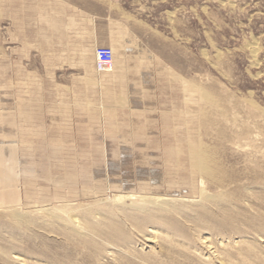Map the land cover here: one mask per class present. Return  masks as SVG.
Segmentation results:
<instances>
[{
	"label": "rangeland",
	"instance_id": "374dc122",
	"mask_svg": "<svg viewBox=\"0 0 264 264\" xmlns=\"http://www.w3.org/2000/svg\"><path fill=\"white\" fill-rule=\"evenodd\" d=\"M57 1L0 0V264L9 251L26 264H264V0H105L134 30L136 103L53 122L48 105L27 103L47 101L50 61L64 66L49 56ZM198 150L212 180L191 174ZM55 195L81 234L39 211L57 214ZM138 196L167 203L139 207Z\"/></svg>",
	"mask_w": 264,
	"mask_h": 264
},
{
	"label": "crops",
	"instance_id": "0c3cea01",
	"mask_svg": "<svg viewBox=\"0 0 264 264\" xmlns=\"http://www.w3.org/2000/svg\"><path fill=\"white\" fill-rule=\"evenodd\" d=\"M56 5L49 10L50 30L54 29L48 38L49 56H63L64 66L53 67L50 61L47 101L41 98L27 104L48 105V121L68 122L88 120L89 112L105 113L106 104L115 113L136 103L135 92L131 98L129 90L139 87L137 70L127 60L134 55L130 46L134 30L122 13L110 18L105 0H58ZM100 46L110 47L114 55L112 68L106 73L95 70L94 51ZM112 88L119 93L114 94L115 99L106 100L107 90Z\"/></svg>",
	"mask_w": 264,
	"mask_h": 264
},
{
	"label": "bare ground",
	"instance_id": "6f19581e",
	"mask_svg": "<svg viewBox=\"0 0 264 264\" xmlns=\"http://www.w3.org/2000/svg\"><path fill=\"white\" fill-rule=\"evenodd\" d=\"M126 136V135H125ZM129 139V138H128ZM139 140V139H138ZM119 141V140H118ZM3 143H5L4 142V140H3ZM96 143V142H95ZM8 145V144H7ZM6 147H8V146H6ZM5 147V148H6ZM182 147V146H181ZM4 149V148H3ZM10 149V148H9ZM122 151V150H121ZM0 152H3V151H0ZM178 152V151H177ZM188 152H194V149L192 148H189V150H188ZM8 154V153H7ZM143 155V154H142ZM180 156V155H179ZM192 156H194L193 157V167H194V169L193 170H191L192 171V173L191 174H193V175H196V176H198V177H203V178H205V179H213L214 178V176H213V173H214V171L209 167V165H208V162H207V159H206V156L202 153V151L201 150H198V152L197 153H195V154H193ZM93 157V156H92ZM147 157V156H146ZM7 158H8V156H7ZM178 158V157H177ZM185 159V158H184ZM179 160V159H178ZM186 160V159H185ZM191 160V159H190ZM119 161V160H118ZM13 162V161H12ZM8 163H9V160L7 159V161H6V173L8 172ZM80 164V163H79ZM188 164V163H187ZM180 166H181V164H180ZM119 167V166H118ZM184 167V166H183ZM109 168V167H108ZM116 168V167H115ZM178 168V167H177ZM181 168V167H180ZM13 169V168H12ZM111 169V168H110ZM119 169V168H118ZM3 170V169H2ZM11 171H13V170H11ZM112 171H113V169H112ZM145 171V170H144ZM115 172V171H114ZM119 172V171H118ZM2 173H3V171H2ZM9 173V172H8ZM140 173V172H139ZM14 174V173H13ZM122 174V173H121ZM143 174V173H142ZM10 175V174H9ZM9 175H8V180H10V178H9ZM118 176V175H117ZM14 177V176H13ZM110 177H112V176H109V179H110ZM115 177V176H114ZM150 177V176H149ZM119 178V177H118ZM126 178V177H125ZM141 178V177H140ZM115 179V178H114ZM117 179V178H116ZM117 181H119V180H117ZM148 182V181H147ZM11 183H14L13 181L11 182ZM219 183V182H218ZM57 184H60L59 183V181L58 182H56L55 183V185H57ZM117 184H119V183H117ZM155 184V183H154ZM119 186V185H118ZM220 187H222V185H220ZM115 189V188H114ZM121 189V188H120ZM127 189V188H126ZM128 189H129V187H128ZM132 189H133V187H132ZM117 190V189H116ZM149 191V190H148ZM147 192V191H146ZM93 194H94V192H93ZM140 194V193H139ZM142 194V193H141ZM209 194V193H208ZM138 197H140V196H138ZM149 197V196H148ZM161 197V196H160ZM98 198V197H97ZM130 198H132V197H130ZM126 199H129V198H126ZM135 199V198H134ZM133 199V200H134ZM137 199V198H136ZM54 200H55V203H57V204H60V203H64V204H60L59 206H56V209L54 208V210L55 211H57L58 213H60L61 214V212H66L65 213V217L63 216L62 217V215L60 216L58 213L57 214H49V210H43V209H41V210H39V211H42V213L44 214V215H46V216H48V217H52V221H53V223H55L56 225L58 224L59 225V227H61V228H63L66 232H68L69 234H74V235H79V234H81L82 232H83V230H84V226H85V224L84 223H81L80 222V220L78 219V216H76L77 218H75V217H73L72 215H71V208H69V206L68 205H66L65 203H66V200H65V198H63L62 196H57V195H55V198H54ZM107 200H109V199H107ZM107 200H103V201H101V202H103V203H105ZM98 201H100V200H98ZM109 202V201H108ZM139 202H140V204H138L139 205V207L140 206H145L146 205V207L147 206H149V205H151V206H154L156 209H161V208H163V206H165L164 204H166L167 203V200L166 199H161V198H146V197H140V199H139ZM190 202V201H189ZM110 206H111V209H113V210H111L110 209V211L108 210V208H107V210H108V212H109V217L108 218H110V219H114L115 217L117 218L118 216H119V211L123 208V207H125L124 205H126V202H125V198L124 197H120V196H117V197H113V199H112V201H110ZM135 203H137V202H135ZM169 203V202H168ZM130 205H132V203H130ZM129 205V206H130ZM137 204H136V206H138ZM167 206V205H166ZM13 207V206H12ZM71 207V206H70ZM108 207V206H107ZM116 207V208H115ZM134 207V208H133ZM158 207V208H157ZM8 208H11V207H8ZM7 208V209H8ZM102 208H104V207H102ZM101 208V209H102ZM127 208H128V206H127ZM132 208H133V210L135 209V208H137V207H135V206H132ZM148 208V207H147ZM14 209V208H13ZM98 209V208H97ZM105 210H106V208H104ZM103 209V210H104ZM119 210V211H115V210ZM138 209V208H137ZM73 210V209H72ZM76 210V209H75ZM74 210V211H75ZM96 210V209H95ZM103 210H101V211H103ZM51 211V210H50ZM70 211V212H69ZM74 211H73V213H74ZM148 211H150L149 209H148ZM162 211H164V210H161V214L163 213ZM48 212V213H47ZM104 212V211H103ZM102 212V213H103ZM124 212V215H126L127 213H126V211L124 210L123 211ZM51 213V212H50ZM86 213V212H85ZM99 213V212H98ZM101 213V212H100ZM159 213V212H158ZM67 214V215H66ZM95 214H97V213H95ZM157 214V213H156ZM11 216H12V218L14 219V221L16 220V221H18V218H19V213L18 212H16V210L15 211H12V213L10 214ZM75 215V214H74ZM87 215H88V213H87ZM89 215H90V213H89ZM88 215V216H89ZM93 215V214H92ZM98 215V214H97ZM97 215H96V217H97ZM145 215V218L147 217V218H151L152 217V214L150 213V212H148V213H145L144 214ZM158 215V214H157ZM94 216V215H93ZM99 216V215H98ZM153 216H155L154 214H153ZM83 217V216H82ZM87 217V216H86ZM93 218V217H92ZM99 218V217H98ZM95 219V218H94ZM94 219H92L93 221H94ZM100 219V218H99ZM122 219H123V217H122ZM130 220H132V221H136V218H133V217H131V218H129ZM86 220V219H85ZM116 219H114L113 221H115ZM118 220V219H117ZM120 220V219H119ZM51 221V220H50ZM90 221V220H89ZM112 221V220H111ZM110 221V222H111ZM111 222V224H110V222H109V225H105V224H103V225H105L106 227L108 226V227H111L110 225H112V223H113V226L114 227H116L115 225H114V223L115 222ZM124 221V220H123ZM21 221L19 220L18 221V223H20ZM105 222V221H104ZM126 222V221H125ZM17 223V222H16ZM100 223V222H99ZM106 223V222H105ZM119 223H121V222H118L117 221V225L119 224ZM21 224V223H20ZM92 224V223H91ZM100 224H102V222L100 223ZM129 224V223H128ZM126 226V225H125ZM17 227H19V226H17ZM92 228V227H91ZM101 228V227H100ZM154 228V227H153ZM95 229V228H94ZM152 229V228H151ZM155 229V228H154ZM113 230V229H112ZM111 230V231H112ZM108 231H110V230H108ZM104 232V231H103ZM9 233V232H8ZM113 233V232H112ZM128 235V234H127ZM97 236V235H96ZM103 236V235H102ZM116 236V235H115ZM142 236H144V235H142ZM156 233L153 231V230H149L148 231V235H146V236H144L143 238H142V246H144L145 248H149V249H151L150 247H148L149 245H153V246H155L156 245ZM241 236V235H240ZM117 237H119V236H117ZM236 237H234V239H235ZM106 239V238H105ZM114 239V238H113ZM117 239V238H116ZM115 239V240H116ZM222 239V238H221ZM243 239V238H242ZM262 239V238H261ZM260 239V240H261ZM237 240V239H236ZM109 241V240H108ZM118 241L120 242V243H122V240L120 241L119 240V238H118ZM223 241V240H222ZM106 242H107V240H106ZM117 242V241H116ZM235 243H237L238 244V240H237V242H235ZM124 244H126V243H124ZM113 245H115L116 246V244H113ZM122 245V244H121ZM118 246V245H117ZM124 246V245H123ZM152 246V247H153ZM204 246V245H203ZM211 246V245H210ZM221 246V245H220ZM223 246V245H222ZM114 247V246H113ZM119 247H121V246H119ZM125 247V246H124ZM115 248V247H114ZM129 248V247H128ZM204 249H206V250H208V249H210L208 246H204L203 247ZM212 248H214V247H212ZM130 249V248H129ZM114 250H116V249H114ZM125 251H126V249H124ZM123 250V251H124ZM117 251H119L118 250V248H117ZM111 252V251H110ZM110 252H108V253H110ZM113 252V251H112ZM111 252V253H112ZM121 253H123V252H121ZM210 253V252H209ZM213 253V252H212ZM9 254H10V263L11 264H26L25 263V260L22 258V256L21 255H19L18 253H16V252H14V251H9ZM127 254V253H126ZM129 254V253H128ZM127 254V255H128ZM112 256V254H109V256ZM114 255V254H113ZM125 255V254H124ZM130 255V254H129ZM221 255V254H220ZM207 256H208V253H207ZM130 257H132V256H130ZM215 258H216V255L214 256ZM133 258V257H132ZM211 258V257H210ZM217 259V258H216ZM212 260V259H211ZM215 261V260H214Z\"/></svg>",
	"mask_w": 264,
	"mask_h": 264
},
{
	"label": "built area",
	"instance_id": "2783aa9c",
	"mask_svg": "<svg viewBox=\"0 0 264 264\" xmlns=\"http://www.w3.org/2000/svg\"><path fill=\"white\" fill-rule=\"evenodd\" d=\"M113 51L110 47L100 46L94 51V64L97 73L109 72L113 65Z\"/></svg>",
	"mask_w": 264,
	"mask_h": 264
}]
</instances>
